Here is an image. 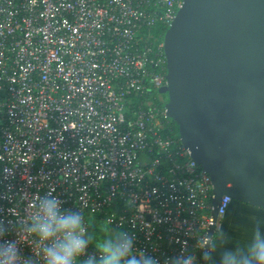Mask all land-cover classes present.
<instances>
[{
  "label": "built area",
  "instance_id": "2783aa9c",
  "mask_svg": "<svg viewBox=\"0 0 264 264\" xmlns=\"http://www.w3.org/2000/svg\"><path fill=\"white\" fill-rule=\"evenodd\" d=\"M182 2L0 0V219L36 264L40 242L22 230L53 187L89 229L123 226L159 264L181 252L200 264L212 182L157 93Z\"/></svg>",
  "mask_w": 264,
  "mask_h": 264
},
{
  "label": "water",
  "instance_id": "95a60500",
  "mask_svg": "<svg viewBox=\"0 0 264 264\" xmlns=\"http://www.w3.org/2000/svg\"><path fill=\"white\" fill-rule=\"evenodd\" d=\"M166 116L220 199L264 210V0H183L163 38ZM217 246L213 254L219 264ZM200 264H208L200 256Z\"/></svg>",
  "mask_w": 264,
  "mask_h": 264
},
{
  "label": "clouds",
  "instance_id": "9594fccd",
  "mask_svg": "<svg viewBox=\"0 0 264 264\" xmlns=\"http://www.w3.org/2000/svg\"><path fill=\"white\" fill-rule=\"evenodd\" d=\"M54 193L53 187L46 194L34 197L35 214L22 230L25 235L38 238L44 264H159L157 258L136 247L135 236L123 226L105 229L102 225L99 231L108 234L101 238L97 230L86 226L78 209L65 208ZM252 223L247 243L225 248L220 253L219 264H264V219L254 218ZM10 226L9 221L0 219V264H36L33 255L22 254L19 237L7 239ZM220 236L222 245L226 244L229 237L223 232ZM217 246L211 237L198 242L197 247L208 264H215L213 254ZM165 264H197V256L181 252Z\"/></svg>",
  "mask_w": 264,
  "mask_h": 264
},
{
  "label": "crops",
  "instance_id": "0c3cea01",
  "mask_svg": "<svg viewBox=\"0 0 264 264\" xmlns=\"http://www.w3.org/2000/svg\"><path fill=\"white\" fill-rule=\"evenodd\" d=\"M254 218L264 219V210L232 202L226 214L219 219L215 227L214 237L218 241V245L223 248H233L235 245L244 246L250 239ZM90 225L92 226L91 229L97 230L99 237L103 238L108 234L106 231H99L103 225L101 222L91 219ZM221 232L229 237L228 242L223 245L220 236Z\"/></svg>",
  "mask_w": 264,
  "mask_h": 264
},
{
  "label": "rangeland",
  "instance_id": "374dc122",
  "mask_svg": "<svg viewBox=\"0 0 264 264\" xmlns=\"http://www.w3.org/2000/svg\"><path fill=\"white\" fill-rule=\"evenodd\" d=\"M162 98H163V100H164V101H167V98H166V96H162Z\"/></svg>",
  "mask_w": 264,
  "mask_h": 264
},
{
  "label": "trees",
  "instance_id": "16d2710c",
  "mask_svg": "<svg viewBox=\"0 0 264 264\" xmlns=\"http://www.w3.org/2000/svg\"><path fill=\"white\" fill-rule=\"evenodd\" d=\"M176 127V126H175Z\"/></svg>",
  "mask_w": 264,
  "mask_h": 264
}]
</instances>
